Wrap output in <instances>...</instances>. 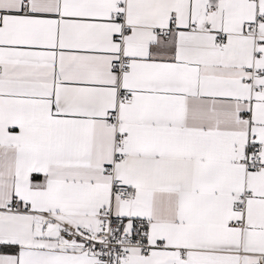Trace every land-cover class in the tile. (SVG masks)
<instances>
[{
  "label": "snow or ice",
  "instance_id": "1",
  "mask_svg": "<svg viewBox=\"0 0 264 264\" xmlns=\"http://www.w3.org/2000/svg\"><path fill=\"white\" fill-rule=\"evenodd\" d=\"M0 264H264V0H0Z\"/></svg>",
  "mask_w": 264,
  "mask_h": 264
}]
</instances>
